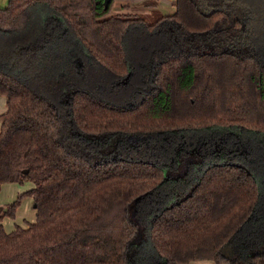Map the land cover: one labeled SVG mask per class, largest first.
I'll return each mask as SVG.
<instances>
[{"label":"trees","instance_id":"16d2710c","mask_svg":"<svg viewBox=\"0 0 264 264\" xmlns=\"http://www.w3.org/2000/svg\"><path fill=\"white\" fill-rule=\"evenodd\" d=\"M112 2L0 7V185L32 183L0 218L12 216L23 195L36 210L25 226L5 231L0 223V264H264L263 242L253 252H221L259 213V178L242 164L211 162L183 198L154 206L147 218L139 211L166 180L144 144L213 128L264 136V54L249 41L244 11L235 0H175L171 14L146 19L113 13ZM56 25L73 43V72L97 71L114 93L133 88L128 104L78 83L57 92L61 78L40 86L39 70L53 75L47 56ZM31 70V79L20 77ZM146 70L151 84L139 92L133 79ZM110 138L131 144L89 149Z\"/></svg>","mask_w":264,"mask_h":264},{"label":"rangeland","instance_id":"374dc122","mask_svg":"<svg viewBox=\"0 0 264 264\" xmlns=\"http://www.w3.org/2000/svg\"><path fill=\"white\" fill-rule=\"evenodd\" d=\"M128 1L130 4H125L123 7H120L123 10L122 13L130 12L138 15L144 14L146 19H153L156 15H165L174 8L167 2L168 0ZM7 2L8 0H0V7L6 6ZM235 4L244 11L243 19L249 28L248 37L250 43L255 46L256 50L258 49L260 53L263 52L264 54V0H235ZM116 5V0H113L111 12L117 9ZM143 9H146L144 11L145 13L141 14L140 12H142ZM49 32L51 34V52H48L49 56L47 57L50 59L51 74L53 75L47 77L49 75L48 70H37L39 72L37 76L42 77L40 79V86H42L43 83L47 84L49 80L56 81L61 78V84H57L55 90L57 92L59 91L58 87L60 88L62 86L65 94H67L71 91L74 84L78 83L90 89L92 88L98 93L100 98L117 105H126L129 103L128 98L133 88L119 90L114 93L112 88L109 89L107 87L106 80L102 77L103 75L99 74L97 71L95 72L87 69V71L80 70V76L75 74L73 68L71 66L69 67L73 57V43L69 39L65 41L62 40L64 34H62L58 25L49 29ZM145 36L147 37V34ZM65 46H69V49ZM134 48L135 47L132 48L131 55L135 60L140 59V55L142 54L140 47L135 48V50ZM141 59L143 61L145 60V53L141 55ZM134 63L138 65L144 64L138 62ZM19 65L21 68L24 67L26 61H21ZM37 71L20 72L19 75L21 78L28 80L33 77V74L36 75ZM10 72L16 73V69L11 68ZM150 79L151 76L146 70L144 73L134 77V87L137 88V83H139L141 85L139 92H141L143 89L149 87L151 84ZM50 95H53L55 98L58 94L51 92ZM0 97H3L0 98L1 111L6 104L5 96L0 95ZM2 99H4L3 102ZM248 134L252 133L238 132L235 134H228V132L218 128L205 131L191 130L187 132L181 131L176 136V140L164 139L155 142L151 141L150 144H144V146H147L146 150H144L145 154L154 150L153 153L155 158H152V160L160 164L166 175V180L159 186V189L147 195V200L142 202L141 206H139L141 207L139 211L147 218L154 206L163 207L166 204L183 198L190 192L202 169L211 162L226 160L239 163L258 176L261 197L258 204L259 213L248 221L242 233L238 236V239L232 240L229 244H231L232 247H239V249H243L246 252L261 250L262 242L264 243V136H262V138H250ZM114 141L115 139L110 138L109 141L106 140L105 143H92L89 149L95 150L101 144V146L105 148L108 147L111 149L116 147L122 150L124 147L131 144L130 141L124 139L123 142L115 146L113 145ZM31 186L32 183L29 181H24L23 183H6L0 186V207L10 204L19 194L28 190ZM33 204L29 196L23 195L19 204L15 206L13 215H4L0 218V223L2 221L3 226L10 230L14 228L15 224H23L25 220L32 222L35 218V208ZM131 206L136 207L137 205L132 203ZM137 235H141L140 228L138 229ZM138 264H141V262L139 261Z\"/></svg>","mask_w":264,"mask_h":264},{"label":"crops","instance_id":"0c3cea01","mask_svg":"<svg viewBox=\"0 0 264 264\" xmlns=\"http://www.w3.org/2000/svg\"><path fill=\"white\" fill-rule=\"evenodd\" d=\"M116 2H117V5H116L117 9L113 11L114 13H122L123 10H122L120 7H123L125 4H130L128 0H116ZM125 2H127V3H125ZM167 2L170 3V4L173 6L174 3H175V0H168ZM153 4H154V3H153ZM154 5H155V4H154ZM172 6H171V7H172ZM173 7H174V6H173ZM130 8L132 9L131 6H130ZM145 10H146V9H143V11L140 12V13H141V14L145 13V12H144ZM173 11H174V8H173V10H172L171 12L166 13L165 15L171 14ZM0 95H1V94H0ZM0 98H3V97H0ZM3 100H4V99H2V102H3ZM0 103H1V101H0ZM5 103H6V97H5ZM0 109H1V108H0ZM5 109H6V105H5V107H3V110H1L0 113L2 114V113L5 111ZM0 125H1V122H0ZM5 184H6V183H5ZM2 185H4V184H2ZM2 185H0V186H2ZM29 188H31V187H29ZM29 188H28V189H29ZM25 191H27V190H25ZM25 191H24V192H25ZM22 193H23V192H22ZM29 198L31 199V201H33L31 197H29ZM4 205H5V204H4ZM3 207H5V206L0 207V212L4 209ZM34 213H35L34 215H36V210H35V209H34ZM34 220H35V218H34ZM34 220H33V221H34ZM26 222L29 223L30 221H29V220H25V221L23 222V224H15V225L25 226V225H26ZM1 224L3 225L2 221H1ZM15 225H14V226H15ZM3 227H4V226H3ZM12 229H13V228H12ZM12 229H10V230H12ZM4 230H5V231H10L9 229H6L5 227H4ZM229 243H231V242H229ZM229 243H227V244L222 248V250H221V252H222V254H223L224 256L232 255V254L236 251V247H232V245L229 244ZM228 245H229V246H228ZM230 245H231V246H230ZM187 264H220V263H217L215 260H212V259H201V260H192V261L188 262ZM221 264H224V263H221Z\"/></svg>","mask_w":264,"mask_h":264},{"label":"water","instance_id":"95a60500","mask_svg":"<svg viewBox=\"0 0 264 264\" xmlns=\"http://www.w3.org/2000/svg\"><path fill=\"white\" fill-rule=\"evenodd\" d=\"M111 0H103V5L106 6Z\"/></svg>","mask_w":264,"mask_h":264}]
</instances>
